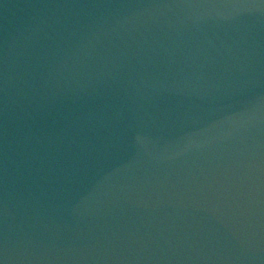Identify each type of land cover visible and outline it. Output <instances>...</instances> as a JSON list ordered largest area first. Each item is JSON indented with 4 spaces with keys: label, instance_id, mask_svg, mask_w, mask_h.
Instances as JSON below:
<instances>
[{
    "label": "water",
    "instance_id": "1",
    "mask_svg": "<svg viewBox=\"0 0 264 264\" xmlns=\"http://www.w3.org/2000/svg\"><path fill=\"white\" fill-rule=\"evenodd\" d=\"M0 264H264V0H0Z\"/></svg>",
    "mask_w": 264,
    "mask_h": 264
}]
</instances>
